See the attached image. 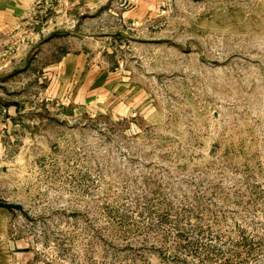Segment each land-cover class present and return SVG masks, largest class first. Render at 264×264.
I'll list each match as a JSON object with an SVG mask.
<instances>
[{"label": "rangeland", "instance_id": "obj_1", "mask_svg": "<svg viewBox=\"0 0 264 264\" xmlns=\"http://www.w3.org/2000/svg\"><path fill=\"white\" fill-rule=\"evenodd\" d=\"M138 2L0 31V264H264V0ZM73 33L89 107L49 93Z\"/></svg>", "mask_w": 264, "mask_h": 264}, {"label": "crops", "instance_id": "obj_2", "mask_svg": "<svg viewBox=\"0 0 264 264\" xmlns=\"http://www.w3.org/2000/svg\"><path fill=\"white\" fill-rule=\"evenodd\" d=\"M42 1L46 0H0V31L4 28L12 30L17 26L18 12L21 16H26L38 7ZM64 3L66 0H62ZM72 5L73 10L80 13L91 12L98 9L106 0H67ZM154 0H140L122 13V17L128 16L129 19H141L153 8ZM101 7V6H100ZM100 9V8H99ZM19 15V17L21 18ZM85 24V22L83 23ZM80 34L73 33V41L78 42L76 49L66 50L58 59L48 64L47 70L52 73V85L48 87L49 93L62 99H66L73 106L89 107L92 99L98 92L107 91L109 84L108 70L92 64V55L79 44ZM50 75V74H49Z\"/></svg>", "mask_w": 264, "mask_h": 264}, {"label": "water", "instance_id": "obj_3", "mask_svg": "<svg viewBox=\"0 0 264 264\" xmlns=\"http://www.w3.org/2000/svg\"><path fill=\"white\" fill-rule=\"evenodd\" d=\"M1 206H5V205H4L2 202H0V207H1Z\"/></svg>", "mask_w": 264, "mask_h": 264}]
</instances>
